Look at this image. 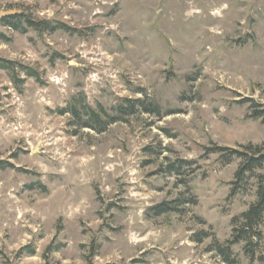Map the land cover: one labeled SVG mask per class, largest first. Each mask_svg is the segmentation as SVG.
I'll use <instances>...</instances> for the list:
<instances>
[{"label": "rangeland", "instance_id": "1", "mask_svg": "<svg viewBox=\"0 0 264 264\" xmlns=\"http://www.w3.org/2000/svg\"><path fill=\"white\" fill-rule=\"evenodd\" d=\"M0 58V264H264L257 179L207 151L264 149V0H0Z\"/></svg>", "mask_w": 264, "mask_h": 264}, {"label": "trees", "instance_id": "2", "mask_svg": "<svg viewBox=\"0 0 264 264\" xmlns=\"http://www.w3.org/2000/svg\"><path fill=\"white\" fill-rule=\"evenodd\" d=\"M11 18L15 19V21H9V19H4L8 22V26L18 31H26L27 28H32L37 32H54L58 29H66L65 26H56L47 22H37L30 18H27L25 15H21L20 13L11 14ZM14 63L11 61H6L0 58V69H5L8 71H14ZM33 76V74H29ZM127 105H119L120 112H123V109L126 114H131L134 112V109L140 104L138 100L126 99L124 101ZM79 105L76 103L75 98H73L68 107L62 111V113H70L73 117L78 119L77 124L80 125V128H89L96 131H104L106 127L115 121L117 118L111 117L107 114L106 110L103 107L94 108L89 105L84 99L80 101ZM157 111L158 109L150 110ZM258 117H264V112H258ZM264 121V120H263ZM251 149V148H249ZM209 154H220V159L225 164H229L233 162L235 159H241L242 162L239 166V169L236 172V179L238 186L235 189L237 192L238 189L242 188L243 185L251 178L257 179V189L256 195L258 202L251 206L250 209L243 214V218L246 221V228L254 226L257 220H260L264 213V149L260 147L252 148L250 151L252 155L249 153H242L238 151H230L228 153H224L226 150L222 147H213L208 148ZM234 191V190H233Z\"/></svg>", "mask_w": 264, "mask_h": 264}, {"label": "water", "instance_id": "3", "mask_svg": "<svg viewBox=\"0 0 264 264\" xmlns=\"http://www.w3.org/2000/svg\"><path fill=\"white\" fill-rule=\"evenodd\" d=\"M15 13H18L17 11H12V12H6V13H3L2 16H6V15H11V14H15Z\"/></svg>", "mask_w": 264, "mask_h": 264}]
</instances>
